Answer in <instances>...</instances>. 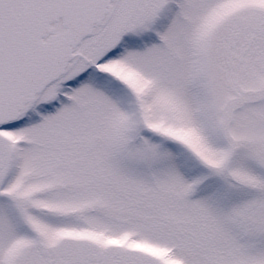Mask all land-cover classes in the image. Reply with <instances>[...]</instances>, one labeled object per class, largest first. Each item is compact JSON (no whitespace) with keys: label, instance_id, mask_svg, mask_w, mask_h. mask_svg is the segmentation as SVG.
Returning a JSON list of instances; mask_svg holds the SVG:
<instances>
[{"label":"snow or ice","instance_id":"snow-or-ice-1","mask_svg":"<svg viewBox=\"0 0 264 264\" xmlns=\"http://www.w3.org/2000/svg\"><path fill=\"white\" fill-rule=\"evenodd\" d=\"M0 264H264V0H0Z\"/></svg>","mask_w":264,"mask_h":264}]
</instances>
